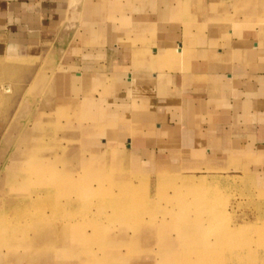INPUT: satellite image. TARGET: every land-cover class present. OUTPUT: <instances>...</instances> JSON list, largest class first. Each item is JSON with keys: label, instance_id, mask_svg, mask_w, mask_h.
I'll return each instance as SVG.
<instances>
[{"label": "crops", "instance_id": "1", "mask_svg": "<svg viewBox=\"0 0 264 264\" xmlns=\"http://www.w3.org/2000/svg\"><path fill=\"white\" fill-rule=\"evenodd\" d=\"M62 144L264 189V0H0L4 180L55 169ZM62 251L52 264H95Z\"/></svg>", "mask_w": 264, "mask_h": 264}, {"label": "rangeland", "instance_id": "2", "mask_svg": "<svg viewBox=\"0 0 264 264\" xmlns=\"http://www.w3.org/2000/svg\"><path fill=\"white\" fill-rule=\"evenodd\" d=\"M55 166L13 185L0 167V264H52L66 248L95 264H264V189L249 175L139 173L69 144Z\"/></svg>", "mask_w": 264, "mask_h": 264}]
</instances>
